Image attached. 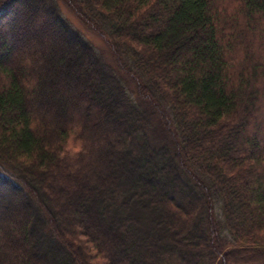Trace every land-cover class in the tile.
I'll return each mask as SVG.
<instances>
[{
  "label": "trees",
  "instance_id": "16d2710c",
  "mask_svg": "<svg viewBox=\"0 0 264 264\" xmlns=\"http://www.w3.org/2000/svg\"><path fill=\"white\" fill-rule=\"evenodd\" d=\"M0 188V264H264V0H0Z\"/></svg>",
  "mask_w": 264,
  "mask_h": 264
},
{
  "label": "rangeland",
  "instance_id": "374dc122",
  "mask_svg": "<svg viewBox=\"0 0 264 264\" xmlns=\"http://www.w3.org/2000/svg\"><path fill=\"white\" fill-rule=\"evenodd\" d=\"M63 13L75 24H78L77 19L71 14L69 13L66 9L63 8ZM40 16V12L33 14V17L31 18L30 23H26V27L28 29V27H31L32 32L35 34V37H29L28 39H26V41L24 42V51L22 54H26V52L29 55H37L40 52H42V54L44 55V57H46L51 64H55L60 56V50L59 48L56 47V42H54L52 39H50L49 35L43 30V28H41L40 26L37 27H32V24H34L36 22V20L39 18ZM25 25V24H24ZM88 37L91 39V42H93L94 44L98 45L100 48H102V50H105V46H103V42L100 40V38H98L97 36H94L92 34H88ZM35 39L38 40L37 43H35ZM36 45H39L38 47ZM40 49V50H39ZM16 55L15 57H13V62L18 64L21 62L22 60V56L23 55ZM39 56V55H38ZM22 63V62H21ZM86 82V81H85ZM75 82H67V86L70 89H76L78 87H80L83 83H77L78 87H76ZM75 85V86H74ZM29 103L32 105L31 101H29ZM80 179L78 176L75 177V180ZM179 189H183L186 190V187H180ZM1 192H2V188H0ZM69 192V191H68ZM3 193L5 194V196L7 194H12L10 191L8 190H4L3 189ZM67 195L64 192H62L61 196H60V200L62 202L67 200ZM10 197V196H9ZM26 196H22V195H18L16 196V200L19 203L24 202ZM0 201H4V198ZM17 214H16V210L11 209L8 206H5V208H3V210L1 211V217H0V230H2V232L10 227L13 228H17L18 227V221H17ZM98 219V218H97ZM101 223V222H100ZM101 225L106 228V226L104 224L101 223ZM110 228V227H109ZM16 249L20 248V245L18 243L14 244V246ZM117 251V250H116ZM115 251V252H116Z\"/></svg>",
  "mask_w": 264,
  "mask_h": 264
}]
</instances>
